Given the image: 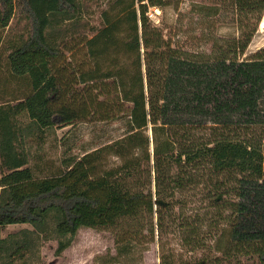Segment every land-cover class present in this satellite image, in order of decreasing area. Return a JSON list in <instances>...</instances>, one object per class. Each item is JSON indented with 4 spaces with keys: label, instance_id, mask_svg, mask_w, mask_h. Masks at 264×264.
Instances as JSON below:
<instances>
[{
    "label": "trees",
    "instance_id": "1",
    "mask_svg": "<svg viewBox=\"0 0 264 264\" xmlns=\"http://www.w3.org/2000/svg\"><path fill=\"white\" fill-rule=\"evenodd\" d=\"M86 1L0 0V49L16 16L28 25L5 58L17 90L0 94V264L33 263L42 237L61 255L82 229L112 234L109 264L154 243L159 264H264V227L244 225L264 185V47L246 56L264 0H198L182 42L149 17L166 0H109L100 26ZM118 120L120 138L63 170L30 165L35 139Z\"/></svg>",
    "mask_w": 264,
    "mask_h": 264
},
{
    "label": "rangeland",
    "instance_id": "2",
    "mask_svg": "<svg viewBox=\"0 0 264 264\" xmlns=\"http://www.w3.org/2000/svg\"><path fill=\"white\" fill-rule=\"evenodd\" d=\"M109 0H87L88 11L85 13L86 22L100 26L101 10L106 7ZM149 17L154 24L165 29L168 38L175 41H185L190 34L198 31V0H166L163 10L157 8L149 9ZM226 34V30H222ZM27 21L16 16L12 21L10 29L5 33V45L0 49L2 62L0 64V94L11 97V91L17 90V84L12 82L6 69L5 58L9 54L11 46L21 36H27ZM193 46L198 47V42ZM264 47V30L260 27L255 35L246 56ZM79 49V50H78ZM75 57H67L70 67L85 66L87 62L86 50L78 48ZM75 59V60H74ZM63 65V63H60ZM68 76L69 73H68ZM2 95V96H3ZM261 115L264 116V102L261 104ZM264 117L262 118V120ZM25 119L23 123H26ZM124 123L122 121L78 123L75 127H66L49 133L44 143L37 145L38 139L33 141L31 166L40 169L39 176L50 175L58 170L64 169V163L69 160L82 157L86 153L110 143L124 134ZM116 158L107 159L104 167L117 164ZM253 201L247 215L244 216V225L249 230L264 227V185L256 189ZM30 226H10L2 237L18 233ZM38 251L36 260L31 264H109V260L116 256V245L112 234L92 229L79 231L74 242L61 255L57 254L58 241L42 237L37 244ZM139 264H159L157 245L151 244L149 250L144 254L143 261Z\"/></svg>",
    "mask_w": 264,
    "mask_h": 264
},
{
    "label": "bare ground",
    "instance_id": "3",
    "mask_svg": "<svg viewBox=\"0 0 264 264\" xmlns=\"http://www.w3.org/2000/svg\"><path fill=\"white\" fill-rule=\"evenodd\" d=\"M260 27L264 30V18L262 20V23H261Z\"/></svg>",
    "mask_w": 264,
    "mask_h": 264
}]
</instances>
